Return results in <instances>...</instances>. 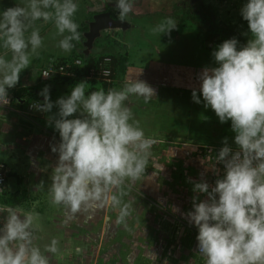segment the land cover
Returning <instances> with one entry per match:
<instances>
[{"label":"clouds","instance_id":"clouds-1","mask_svg":"<svg viewBox=\"0 0 264 264\" xmlns=\"http://www.w3.org/2000/svg\"><path fill=\"white\" fill-rule=\"evenodd\" d=\"M115 7L116 18L125 21L134 0H116ZM78 9L76 0H21L0 11V108L10 103L8 90L40 55L43 38L37 22L52 24L62 37L57 46L70 53L73 42L81 40L74 19ZM241 15L248 23L244 35L250 33L251 38L240 47L235 37L219 44L212 53L218 66L204 67L198 74L199 87L192 90L193 101L214 110L220 123L231 121L236 145L234 150L228 138L223 139L215 164L208 167L219 177L214 185L189 178L197 195L185 218L198 228L196 251L205 264H264V0H247ZM175 28L177 21L166 17L151 31L170 36ZM42 75L48 78L50 72ZM88 87L79 82L70 95L53 102L50 86L45 85L39 93L43 103L33 104L50 114L47 123L59 132V144L51 146L58 159L47 193L49 204L62 210L66 227L80 218L87 223L106 209L116 211V223L124 224L131 215V204L123 199L125 186L148 177L150 164L156 169L152 149L157 141L146 136L127 103L135 96L148 104L156 90L138 78L126 80L120 89L100 87L86 94ZM217 164L224 166L222 176ZM43 186L41 181L37 188ZM199 194L207 198L200 200ZM172 211L179 209L173 205ZM38 219V213L0 205V264H50L45 253L57 255L59 241L53 238L41 251L34 243ZM148 259L155 264L158 256L152 252Z\"/></svg>","mask_w":264,"mask_h":264},{"label":"crops","instance_id":"crops-1","mask_svg":"<svg viewBox=\"0 0 264 264\" xmlns=\"http://www.w3.org/2000/svg\"><path fill=\"white\" fill-rule=\"evenodd\" d=\"M88 7L90 6L87 4L86 11ZM91 8L94 10L93 7ZM91 10L88 9L87 12L90 13ZM114 30L113 34L117 33L118 36V39L115 38L118 40V45H115L113 52L119 53L115 89L122 88L126 80L138 78L146 81L156 90V97H153L148 104L143 102L142 97L135 96L129 97L127 103L135 119L140 121L146 136L157 141L152 149L157 165L156 169L152 166L154 171H146L148 177L137 182L147 195H139L132 193L131 189L129 191L125 189L127 195L123 199L131 204V215L126 218L124 224L116 223L117 212L111 209L99 212L95 220L87 223L83 218L75 221L80 224L84 222L83 225L88 230L93 229L96 238H100L105 244L104 250L107 252L122 254L125 252L123 257H126L128 252L137 251L139 253L135 255L137 258L143 256L147 259L149 254L154 252L158 256L155 264H165V261L167 264H205L203 257L196 252L198 228L188 224L185 214L192 209V198L197 195L192 190L193 184L189 182V178L195 181L205 180L209 183L211 169L192 156V150L199 145H223L222 141L225 137L228 138L230 146L236 145L231 121L220 123L214 110L206 109L203 103L197 104L193 101L192 90L199 87L198 74L204 67L218 65L208 50L203 52L204 55L207 53L205 55L207 60L200 58L199 62L197 53L199 47L194 45V34L197 37V31L172 30L171 34L181 41L179 44L175 40L166 42L168 39L164 38L167 34L160 36V34L149 33V30H141L136 37L144 40L145 43L136 44L138 41L131 40L134 30L118 28ZM78 31L81 33V40L78 43L73 42L75 47L70 53H64L57 46L58 44L56 45L58 38L55 28L40 33L43 38V47L39 50V57L32 59L31 65L20 74V78L24 77V79L11 88L17 96V105H23L32 99L43 101L41 95L39 98H34L33 92L39 94L45 85L51 88L55 82L60 85V81L43 80L41 70L50 64H55L58 61L55 57L86 51L85 30ZM109 33L112 34L110 30ZM186 33L188 35H185ZM48 37L55 45L50 47L44 45ZM197 39L200 41L199 37ZM100 42L99 44H105ZM207 42L204 40V45ZM209 44L213 43L209 42ZM97 48L98 45L95 50ZM143 48H149L151 56L149 62L141 63L139 54L140 49ZM214 50L213 48L212 53ZM44 59L47 61L44 62ZM33 64H39L38 73L33 72ZM65 84L60 86L61 91L53 92V94L57 93V99L70 95L75 86ZM25 88L30 90L20 94V90ZM50 99L53 102L56 101L51 94ZM56 112L58 107L54 106L52 113ZM48 115L50 114L42 112L40 116L32 117V120L36 119V122L29 124L24 122L28 120L14 110L0 109V154L2 155L0 159L8 163L11 173H18V177L14 175L9 177L8 186L6 185L5 188L8 192L22 193L25 190L26 196L31 191L32 195H36L39 193L40 188L37 186L41 181L44 182L42 191L46 192L48 178L58 159V153H53L51 146L58 145L60 142V137L52 131L54 126H49L47 123ZM77 116L79 113L70 118ZM175 120L181 121L182 124L175 125ZM217 133L220 138L216 137ZM13 149H18L16 155L12 154L15 153L12 152ZM35 183L36 186H34ZM199 198L204 200L207 197L205 194H199ZM21 203L22 201L15 207ZM173 205L179 211L174 213ZM132 246L134 248H131ZM196 256L200 260H197ZM148 262L152 264L150 259Z\"/></svg>","mask_w":264,"mask_h":264},{"label":"rangeland","instance_id":"rangeland-1","mask_svg":"<svg viewBox=\"0 0 264 264\" xmlns=\"http://www.w3.org/2000/svg\"><path fill=\"white\" fill-rule=\"evenodd\" d=\"M110 2L113 5V9L116 11V13L119 14L118 9L115 7L116 0H110ZM183 2L190 3L191 0H134L133 12L130 13L128 17L126 18V20L130 22V26L125 29L120 28L119 30H134L131 40L138 41V43L136 44L145 43L144 40H140L136 37L139 31L149 30V33L152 34L151 29L155 25L160 23L166 17H172L177 21V28L173 30H196L194 26H191L190 24L186 22L185 23L179 22L178 19L174 17L178 11L177 9L178 5H182ZM202 2L213 13L214 19L219 26H225V27H229L233 29L235 32L240 34V36L243 38L244 43L245 44L247 43L248 39H250L251 36H250V33L248 35H244V33L248 32V23L247 21L243 19L241 15V8L243 7L245 3H247V0H202ZM18 3H21V0H0V11L7 9L8 7H15ZM77 3L79 5V9L74 19L79 24L78 30H81L80 28L84 27L85 23L87 22L86 20H88L91 17V14L93 13L91 10L92 9L91 7H93L94 9L105 7L104 1L102 2V0H87L86 2L85 0H78ZM87 4L90 6L87 8V11L88 9L91 10L90 13L86 11ZM179 13L180 15L184 14L181 10H179ZM85 18L86 20H84ZM47 26H50V25L41 24V22L39 21L37 22V27L40 28V32L44 28L46 30L54 29L53 25H51L50 27H47ZM109 30L112 34L109 33ZM113 31L115 30L114 29H108L107 31L104 30V32L101 33L102 37L100 36L99 42L100 41H101L100 43L105 42V44H103L105 46H108L109 43L117 46L118 36H117V33L114 35ZM104 33H105V36L103 37ZM113 35L115 37H113ZM185 35H188V34L186 33ZM172 36L173 34H170V36L167 35L165 36L164 39H168L166 40V42L170 40H175L177 41V43L179 44L181 43L179 38L174 37V36L173 38ZM56 37L58 38L57 41L55 42L57 45L59 40L62 37L57 36V35ZM197 37H199L200 41L197 39ZM197 37L194 34V39H195L194 45H198L197 47H199V49L201 50L199 52V49H197L198 59H199V62H200V58H202L205 61L207 60L205 56L207 53H205L204 55L203 52H206V50H208L212 54L213 48L216 49L219 44L218 43L209 44V42H207L205 43L206 45H204V36L201 34V35H198ZM48 38L49 39L45 40L44 45L47 47L55 45L51 41L50 37ZM204 46H206V48ZM85 48L87 49V47ZM121 49H122V45H121ZM140 50L141 52L139 56H140V60H142L141 63L149 62L151 59V56L149 54V48H143ZM52 52H54V49H52ZM59 53L62 54L63 52H59ZM46 61L47 59H44V62ZM195 62H196V59H195ZM32 68H33L34 73L39 72V64H33ZM22 72H24V70ZM23 79L24 77H21L19 82H21ZM62 84L63 82H61L60 85L59 83L55 82L51 85L50 94L51 96L53 95V97H55V100H58L56 98L57 93L53 94V92L61 91L60 86ZM86 84L88 85L90 84L89 87L86 89V94L91 92V86H96L98 88H100L101 86V84L96 85L93 82H87ZM114 84L110 85L111 88L116 87L114 86ZM101 87L104 88V86H101ZM24 122H29L30 124V122H36V119L32 121H24ZM171 124H169V126H171ZM181 124H182L181 121L175 120V125L179 126ZM52 131H54L55 134L59 136V132L56 131L54 127L52 128ZM218 133L216 137L220 138V135ZM12 152H15L12 154L16 155L18 153V149H13ZM23 153H24V150H23ZM1 157L2 155L0 154V158ZM146 171L147 172L154 171L151 164L148 166ZM17 174H18L17 172H12L10 173V177L11 175L18 177ZM21 176L22 175L20 174V177ZM48 179H47L48 184L46 185L47 186L46 188H48V185L51 183L50 177ZM137 182L134 184H127L125 186V189L128 191L131 189L130 191H133L132 193L135 192L139 195H147L145 194L144 189H142V187H139L137 185ZM144 183H146L147 185L146 181ZM36 185L37 184L35 183L34 186ZM31 192L27 196L24 195V198L20 205L16 207L15 206H12V207L17 208L22 213L32 212V213L39 214L38 223L40 224V231L37 232L36 235L38 238L34 241V243L41 248L42 252L44 250L45 245L50 244L53 238L59 241L58 247L60 251L57 255L45 253V255L49 256L50 264H149L147 258L143 256L137 258V256H135L136 254L139 255L137 251L128 252L127 253L128 256L126 257H123L125 252L123 254L121 252H118V253L107 252L106 250H104L105 244L101 242L102 240L100 238L98 239L96 238V233L93 229H89V230L86 229L85 226L83 225L84 222L80 224V222L72 221L67 227L64 226L61 223L63 219L62 210L56 207H53L49 204V197H48L47 189H46V192H44L42 191V188H40L38 190L39 193L36 195H32ZM0 205H3V204L0 203ZM133 246L131 248H134ZM77 247L82 248L84 251L82 253L77 254L75 251ZM196 258L197 260H200V258H198L197 256Z\"/></svg>","mask_w":264,"mask_h":264},{"label":"trees","instance_id":"trees-1","mask_svg":"<svg viewBox=\"0 0 264 264\" xmlns=\"http://www.w3.org/2000/svg\"><path fill=\"white\" fill-rule=\"evenodd\" d=\"M104 1L105 7L100 8L101 11L107 10L110 11L111 14L116 17V11L113 9V5L111 2H108V0H102ZM178 11L175 14V18L178 19L179 22L182 23H188L191 26H194L196 28L195 31H197L198 35H203L204 40L212 43H218L221 44L224 40L230 39V38H237L238 41L240 42L238 47L245 45L243 38L235 32L233 29L225 26H219L215 19L213 13L209 10V8L202 2V0H191V2H183L182 5H178L177 7ZM99 10V11H100ZM179 10H181L184 14L180 15ZM94 13V11H92ZM98 12V11H97ZM92 13V14H93ZM50 26L52 24H49ZM47 26V27H50ZM46 27V28H47ZM81 30H85L84 32L87 33L90 31V23L86 22L83 28H80ZM45 28L42 29L40 33H42ZM84 33V34H85ZM99 38L98 36L95 39V42L93 43L92 48L89 49V51H82L78 53H73L72 55L69 56H61V57H55L58 61H56L57 65H60L65 61V59H74L75 57H82V60L84 62V68L83 69H77L75 76H61V75H54L52 80L60 81L63 83H68L72 85H76L79 82H93L96 85L101 84V86H104V89L106 91L108 88H111L110 85L114 84L115 79L117 77L118 73V61H119V53H114V47L115 45L109 43L108 46H103L102 44H99ZM85 36V40H86ZM98 45V48L95 50V47ZM87 50V49H86ZM99 52V53H97ZM97 53V55H96ZM104 57H112V62H111V69H112V77L115 78L113 82H106V81H101L97 80L95 77L94 80L88 79V71L91 68H97L98 64L102 61ZM94 84V85H95ZM100 86V87H101ZM108 87V88H107ZM30 89H22L20 90L21 93H25L26 91H29ZM98 90V87L92 86L91 91ZM18 94V93H17ZM19 95V94H18ZM33 97L34 98H39L40 95L33 92ZM26 194V191L24 190L22 193L20 191H16L14 193L8 192V190L5 189V191L0 194V203L3 205L7 206H15L17 203L22 201L24 198V195Z\"/></svg>","mask_w":264,"mask_h":264},{"label":"built area","instance_id":"built-area-1","mask_svg":"<svg viewBox=\"0 0 264 264\" xmlns=\"http://www.w3.org/2000/svg\"><path fill=\"white\" fill-rule=\"evenodd\" d=\"M116 16L118 17L119 14L116 13ZM111 62L112 57H104L102 61L98 64L97 68H91L88 71L87 78L94 80L96 77L97 80H103L106 82H113L115 78L112 77V69H111ZM83 69L84 68V62L82 60V57L80 55L78 57H75L72 60L65 59L62 64L57 65L50 64L49 66H46L41 70V74L44 71H49L50 76L48 78L43 77V80H51L54 75H61V76H75L77 69ZM104 71H107L109 74L107 76L102 75ZM9 101L10 103L7 106H4L0 109H12L17 114L22 115L25 119H30L32 116L37 115L39 113H42L38 110H36L33 107V104L35 103H43L42 100L38 99H32L31 101L26 102L23 105L18 104L17 105V96L15 95L14 91L9 89ZM223 145H199L195 147L192 150V156H194L198 161H204L207 166L212 167L215 164V155L219 151L220 148H222ZM234 150L236 149V146H231ZM217 168L220 169V176L223 175L224 166L222 164H217ZM10 167L7 162L0 159V194H2L5 191L6 185L8 183L9 177H10ZM219 178L213 170H211V178H210V185H214L216 179ZM197 249V247H196ZM197 252V251H196Z\"/></svg>","mask_w":264,"mask_h":264},{"label":"water","instance_id":"water-1","mask_svg":"<svg viewBox=\"0 0 264 264\" xmlns=\"http://www.w3.org/2000/svg\"><path fill=\"white\" fill-rule=\"evenodd\" d=\"M130 26L128 20L120 21L119 18L114 17L110 11L98 12L94 15L93 21L90 22V31L85 33V46L87 52L92 48L94 40L101 35V32L106 29H125Z\"/></svg>","mask_w":264,"mask_h":264},{"label":"flooded vegetation","instance_id":"flooded-vegetation-1","mask_svg":"<svg viewBox=\"0 0 264 264\" xmlns=\"http://www.w3.org/2000/svg\"><path fill=\"white\" fill-rule=\"evenodd\" d=\"M92 11H94V13L92 14V16L88 19V20H86L87 22H91V21H93V19H94V15L95 14H97L98 12H102L101 10L99 11V10H97V9H94V10H92ZM98 11V12H97ZM103 11H107V10H103ZM117 17V16H116ZM108 29H106V31H107ZM102 32H104V30L102 31ZM101 32V33H102ZM101 36V35H100Z\"/></svg>","mask_w":264,"mask_h":264}]
</instances>
